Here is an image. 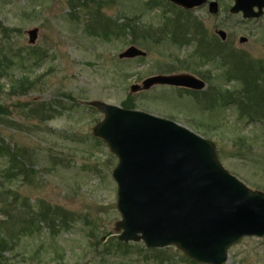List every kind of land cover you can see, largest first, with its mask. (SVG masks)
I'll use <instances>...</instances> for the list:
<instances>
[{
	"label": "rangeland",
	"instance_id": "1",
	"mask_svg": "<svg viewBox=\"0 0 264 264\" xmlns=\"http://www.w3.org/2000/svg\"><path fill=\"white\" fill-rule=\"evenodd\" d=\"M215 1L217 13L207 3L184 9L168 0H0V145L19 154L10 161L0 153V223L15 197L67 213L39 222L0 264H195L175 246L118 240L117 158L93 134L103 118L93 100L123 108L134 101L131 109L213 141L229 173L264 191V91L242 98L244 76L264 73V13L248 19L230 12L234 0ZM130 45L146 54L120 58ZM171 73L195 75L205 87L130 92L148 76ZM39 103L51 106L46 120L32 111ZM22 162L35 172H17ZM224 264H264V237L241 238Z\"/></svg>",
	"mask_w": 264,
	"mask_h": 264
},
{
	"label": "water",
	"instance_id": "2",
	"mask_svg": "<svg viewBox=\"0 0 264 264\" xmlns=\"http://www.w3.org/2000/svg\"><path fill=\"white\" fill-rule=\"evenodd\" d=\"M184 9L215 0H168ZM264 0H234L231 13L244 18L263 14ZM34 42L37 29L28 31ZM217 34L226 38L223 30ZM244 37L240 41H245ZM130 45L120 58L144 56ZM154 85L202 90L205 82L190 73L155 74L130 92ZM103 114L93 126L117 158L112 170L120 220L118 240L142 241L148 248L175 246L203 264H224L228 249L245 236L264 237V191L247 187L221 164L213 141L164 117L99 100L88 102Z\"/></svg>",
	"mask_w": 264,
	"mask_h": 264
},
{
	"label": "trees",
	"instance_id": "3",
	"mask_svg": "<svg viewBox=\"0 0 264 264\" xmlns=\"http://www.w3.org/2000/svg\"><path fill=\"white\" fill-rule=\"evenodd\" d=\"M126 25L127 27H132V24L129 22L126 23ZM125 28L126 26L123 25L122 30H124ZM261 74L264 73L260 69L259 72L248 74L250 78L248 76H244L245 89L243 91L244 96H242L243 100H247V102H250V98H252L255 95L257 96L260 91H264V87H261L260 85L263 79ZM27 82H25V80H22L20 84L23 86ZM233 98L234 97L231 96L229 100L232 101ZM223 99H225V97ZM223 99H221V101H223ZM36 106L37 107L32 110L33 113L38 114L40 116V119L46 120L47 117L45 116L47 115L48 112L51 111V106L50 105L48 106L44 103H39ZM124 106L126 108H136V103L134 101H131L124 104ZM245 107L248 108L249 105L247 106L245 105ZM249 115L251 114L249 113ZM0 153L6 154L9 157L10 161L12 160L16 161V157L19 156V154H17L15 151L9 152L7 150V147L3 148L2 150L1 145H0ZM13 169L15 170L16 174L18 171L22 174H25V172L27 173L35 172V170L32 167H28L25 164V162L21 163V166L18 168L17 172H16L17 168H13ZM16 199L17 198L15 197L7 202L8 205L6 207L8 208L6 209L7 212L6 219L4 221L2 220L0 223L1 225L0 227L2 228L1 230L5 229L4 230L5 233L3 232L0 233V260L5 258L3 254L4 251H7L8 253L13 252V248L15 247L14 243H17V241L20 240L22 236H29V235H33L34 233H37L39 222L41 221L49 222L50 224L51 222H53L54 216L56 214H59L60 217L67 216V213L58 206L54 207L49 203L40 202L39 204H37L38 206L35 209L32 205L29 204L27 199L23 198L21 202L18 199L17 200ZM18 201L20 203H18ZM117 244L118 246L124 245V243L122 242H118Z\"/></svg>",
	"mask_w": 264,
	"mask_h": 264
},
{
	"label": "flooded vegetation",
	"instance_id": "4",
	"mask_svg": "<svg viewBox=\"0 0 264 264\" xmlns=\"http://www.w3.org/2000/svg\"><path fill=\"white\" fill-rule=\"evenodd\" d=\"M166 86H169V85H166ZM153 87V86H152ZM171 87H174V88H179V89H186L187 91H199V90H194V89H190V88H186V87H177V86H171Z\"/></svg>",
	"mask_w": 264,
	"mask_h": 264
}]
</instances>
